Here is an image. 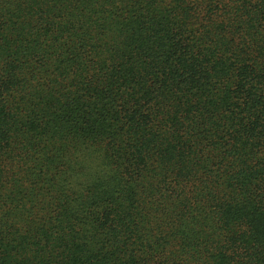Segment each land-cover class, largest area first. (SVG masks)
<instances>
[{
    "label": "trees",
    "instance_id": "trees-1",
    "mask_svg": "<svg viewBox=\"0 0 264 264\" xmlns=\"http://www.w3.org/2000/svg\"><path fill=\"white\" fill-rule=\"evenodd\" d=\"M0 264H264V0H0Z\"/></svg>",
    "mask_w": 264,
    "mask_h": 264
}]
</instances>
